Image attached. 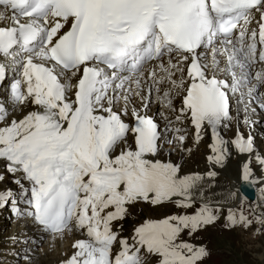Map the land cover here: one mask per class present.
I'll return each instance as SVG.
<instances>
[{"label": "snow or ice", "instance_id": "6c2138e0", "mask_svg": "<svg viewBox=\"0 0 264 264\" xmlns=\"http://www.w3.org/2000/svg\"><path fill=\"white\" fill-rule=\"evenodd\" d=\"M0 8V21H10L0 26V56L22 77L11 83L9 100L16 108L33 106L8 120L0 103V161L44 231L62 236L74 225L87 237L73 243V255L62 264H143L141 249L158 256V264H200L207 249L179 238L217 219L207 204L193 214L145 220L134 228L132 243L112 224L139 202L192 207V190L204 176L180 175V165L155 159L164 144L185 141L174 124L189 120L196 142L207 126L212 154L206 159L223 166L229 141L219 129L232 120L230 93L247 114L264 85V67L256 68L264 63V0H0ZM208 48L210 64L202 51ZM163 83L171 87L158 96L162 107L177 111L173 100L181 98L179 114L164 129L171 139L148 114L151 95ZM141 92L142 107L130 108ZM243 123L251 125L247 115ZM230 143L237 154L255 156L264 171L251 135L237 128ZM250 164H242V182L261 185L264 199V180L254 177ZM9 202L16 204L13 189L0 190V207ZM226 219L228 226L250 224L243 213L239 221L231 212Z\"/></svg>", "mask_w": 264, "mask_h": 264}, {"label": "rangeland", "instance_id": "374dc122", "mask_svg": "<svg viewBox=\"0 0 264 264\" xmlns=\"http://www.w3.org/2000/svg\"><path fill=\"white\" fill-rule=\"evenodd\" d=\"M259 90L261 92H264V85H260ZM175 101L177 102V108L179 109L181 100L179 99ZM150 106L153 107V110L155 112V116H154L155 119H158L157 117L159 114L158 113L159 106L152 105V103L150 104ZM137 108L139 109L141 108V106L138 105ZM252 108L258 109L255 112L251 111L253 119H255L256 117H260L258 111L264 112V109L260 110V108L254 104V102L252 103L249 110H252ZM174 112L176 115L179 114L178 111H174ZM242 113H243V109H238L236 105L234 106V109L230 112V115L232 116V120L227 121L228 127L231 126L226 133L228 134V136L233 134V129H231L233 127V124H236V126L238 125L246 133V137L252 134V130L249 129V125L241 122L242 119H245V116H243L245 113H243V115ZM262 116H263L262 118H264V115ZM239 118L242 119L238 121ZM247 118L249 119V121L253 122V119H250V116ZM261 119L257 120L256 118L255 120H257L258 123L254 126H252L253 123L250 125V127L252 126L253 129L257 131V133H261L262 130L261 126L264 125ZM188 140H189V136L187 134V138L185 139V142H187ZM178 142L179 141L175 142L173 146H170V149L176 153V157H175L176 160L182 162L184 158L182 154L179 153L181 144L180 142L179 143ZM259 142L264 144V139ZM190 143L191 142L189 141L188 144ZM254 146L255 148L259 149V145L256 141H254ZM205 147L207 148V146ZM159 152L161 154H164L161 151ZM236 154H237L236 150L235 152H230V155L226 159L223 166H216L214 164L213 167L216 168L212 169V171L217 172L216 178L209 179L206 176V179L213 181L217 180L218 178L219 179L218 183L208 182L204 184L203 189H200L198 187L194 188L193 190L199 192V194L197 195L196 192L193 194L192 191V196H194L192 197V200H194L195 202L197 200L203 199V201L207 202L208 205L217 206L219 208L222 207L226 208L216 211L217 208L215 207L212 210H213V214L217 217V219L212 224L201 228L200 230L193 233L191 236H189L187 230H185L179 238L181 241L189 242L194 246H204L207 249L209 255L202 262H200V264H264V208H263L264 199H262L261 191H259L261 186H259L260 188L258 189L257 192L256 203H249L242 201L241 204H238L239 197L237 196L235 204H237L238 206L234 204V202L231 200L233 196V192L235 190L234 182L237 181L238 178L241 176L240 173H241L242 164L247 161L245 156L240 157L241 154H237V156ZM233 156L234 158L237 159L234 160ZM262 156H264L263 151H262ZM170 157H173V155L170 154ZM206 158L207 155L205 153V150L203 149L202 144H200L198 149H196V151H194L191 154V157L187 159L188 166L185 164L182 166L181 170L183 172H180V175H186L185 172L189 174L199 173L201 175L203 174L206 175L207 172H205V170L207 171L209 169L207 164H205V161L207 162ZM252 167L254 168L258 176L264 177V171H261V167L253 166V165ZM201 169L203 170L201 171ZM254 176L256 175L254 174ZM258 176L256 177L259 179ZM227 181L232 182V184H227ZM2 187L3 184L1 183L0 190ZM3 189L4 187L2 188V190ZM196 207H198V204H196L195 207L189 208L188 211L187 210L185 211L188 213H184L181 212V210L177 209L174 205L164 203L152 209L150 208L147 210H149L148 212L149 214L151 213V215L157 216L156 218L157 220H159L173 214H179L180 212L181 214L182 213L193 214L197 210ZM229 212H231V214H233L236 217L237 221H239L240 214L243 213V215L247 218V220L250 221L248 227H245L242 223L239 222H237L232 226H228V221L226 217L229 214ZM151 215H148L147 217L153 218L151 217ZM8 218L9 217L7 216L6 212L0 213V264H13L15 257H12L10 260H8V256H10L11 254L10 252L7 251H14V252L17 251L16 254L18 255L19 259L20 257L21 259L23 258L20 252L21 245L19 244L23 242V240L21 239L22 231L19 232L20 237L17 236L19 237L18 239L19 247L17 248V246H14L15 244L11 242L16 232L13 229L14 225L9 224L8 226L7 223ZM17 226L18 229L21 230L18 223ZM71 252L72 250H70V252H67L65 254L59 253L57 263L58 264L62 263L64 259L68 258L71 255ZM23 263L26 264L24 261ZM17 264H22V261L20 260V262H18ZM42 264H47V263L44 260L42 261Z\"/></svg>", "mask_w": 264, "mask_h": 264}, {"label": "bare ground", "instance_id": "6f19581e", "mask_svg": "<svg viewBox=\"0 0 264 264\" xmlns=\"http://www.w3.org/2000/svg\"><path fill=\"white\" fill-rule=\"evenodd\" d=\"M0 26H3L1 23H0ZM10 66H12L11 64H10ZM142 95V96H141ZM140 96H135V95H133L132 97H134V99H133V102L134 101H138V102H141V104H139V103H137V102H132L133 103V106H135L136 108H137V106L138 105H140L141 107H142V103H143V100H142V97L143 96H145L146 94H145V92H142V94H141ZM180 100H181V98H180ZM262 104H264V102L262 103ZM180 106H181V102H180ZM173 107L175 108V109H177V111H178V108H177V102L175 101V100H173ZM16 107H14L12 110H11V113H12V111L13 112H15L17 109H15ZM31 108H33V106L32 105H30V104H28V105H24V106H22L21 107V110H28V109H31ZM138 109V108H137ZM238 109H243V113H245L244 112V108L242 107V108H238ZM165 112H167V111H165ZM167 113H169L170 115H171V117H169V118H166V120H165V122H166V124L168 123V120H174V117L176 116V114H175V112H173V113H170V112H167ZM242 113V114H243ZM250 113V112H249ZM148 114L149 115H152L153 116V113L151 112V111H148ZM262 115H264V114H262ZM22 116H23V114L22 115H20V116H17L16 117V119H20V118H22ZM244 118V117H243ZM248 119V118H247ZM250 119H253L252 118V115H250ZM258 119H261V118H257V120ZM126 120L128 121V122H131V116H129V117H127L126 118ZM249 120V119H248ZM257 120H256V124L258 123L257 122ZM262 121H263V123H264V118H262L261 119ZM187 123H189V125H190V128H191V130H195L194 128H193V126L191 125V123H190V121L189 120H187ZM166 124H165V126H166ZM177 124L178 123H176V124H174V126L176 127L177 126ZM258 127H260V126H258ZM262 127V130H261V133H257V131H255V134H254V136H252V134H251V136L253 137V141H255V139H258V137L262 134H264V125L263 126H261ZM230 128V127H229ZM238 128H240V127H238ZM222 127L219 129V131H220V134H222ZM240 130V132L245 136V133H244V131L242 130V129H239ZM171 134H172V136H173V133L172 132H170ZM203 133H208V134H210L211 135V133H210V130L207 128V126H205V130H204V132ZM235 134V131H234V129H233V134L232 135H229L228 136V134H226L225 136H226V139H227V141H228V138H229V140L230 139H233V135ZM223 138L225 139V137L223 136ZM246 138V137H245ZM225 139V140H226ZM178 141V140H177ZM177 141H175V142H177ZM130 143H131V139H130V141H129ZM179 143V142H178ZM175 144V143H174ZM230 144V143H229ZM169 149H170V147H169ZM262 149H264L263 147H262ZM163 155L164 154H161L160 152H158V154H157V156H156V159H160L161 161H166L165 159H164V157H163ZM243 156H245L246 157V159H247V156L246 155H244V154H241L240 155V157H243ZM172 159V158H171ZM168 161H171L172 163H174L173 162V160H170V158L168 159ZM179 162V161H178ZM179 165V164H178ZM207 166L209 167V169L206 171L205 170V172H208V171H212V169H214V167L212 166V165H210L209 163L207 164ZM206 166V167H207ZM252 171H253V173L256 175V173H255V171H254V169H252ZM0 173H2L3 175H4V177H5V179L2 181L3 182V184H4V189L5 188H11V189H13V198L16 200V204L15 205H13L12 203V205L10 206V213H11V215L17 220V223H18V225H19V227L21 228V231H22V240H23V242L22 243H19L21 246H20V252H21V254H22V260L26 263V264H42V261H46V263L47 264H58L57 263V259H58V254L59 253H65L68 249V247H69V245H70V243H71V240L73 239V237L71 236V234L69 233V232H65L63 235H64V237H62V236H58V238L56 239V240H54V241H52V240H50L51 239V237H49V233L48 232H46V231H44V230H41V228H39V227H36L35 228V226L33 225V224H30V223H28L31 219L30 218H32V216L31 215H29L28 213H29V211H25V210H21V205L22 204H24L25 203V199L24 198H22L20 195H19V192H20V189H19V187L16 185V184H14V183H12V179H13V177L11 176V175H9L5 170H4V165H3V163H1L0 164ZM217 173V172H216ZM19 175V174H18ZM240 175H241V173H240ZM239 175V176H240ZM202 176H204V179L198 184V188H200V189H203V187H204V184H206V183H208V182H214V183H218V178H217V180H209V179H206V175H202ZM257 176V175H256ZM256 176H254V177H256ZM216 178V177H215ZM257 178V177H256ZM260 179V178H259ZM240 180H242L241 179V176L238 178V180L237 181H235L234 182V187H235V190H234V192H233V196H232V201L234 202V204H235V202H236V197L238 196L239 197V200L240 199H242V197L239 195V193H238V190H237V186H238V182L240 181ZM24 184H25V187L27 188V187H29V185L27 184V182L25 181L24 182ZM227 184H232V182H230V181H227ZM255 185V187L257 188L256 190H257V192H258V189L260 188L259 186H261V185H259V184H254ZM222 187V186H221ZM225 190V189H224ZM193 191V194L196 192V195L197 194H199V192L198 191H196V190H192ZM259 191H260V189H259ZM200 196V195H199ZM259 196H260V194H259ZM192 197H194V196H192ZM204 197V196H203ZM219 197V196H218ZM209 199V198H208ZM207 199V200H208ZM210 200V199H209ZM215 200V199H214ZM256 200H257V198H256ZM257 202V201H256ZM235 205H237V204H235ZM25 206H27V204H25ZM263 208H264V206H263ZM28 216V218L29 219H26V217ZM150 218V217H149ZM151 219V218H150ZM81 233H83L82 231H80L78 234H81ZM75 235H77V234H73V236H75ZM83 235H84V233H83ZM84 237L87 239V237L84 235ZM64 238V239H63ZM41 242H44L42 245H40V243ZM28 246V247H26L25 249H23V247L24 246ZM38 256V257H37ZM70 256H72V255H70ZM69 256V257H70ZM68 257V258H69ZM68 258H66V259H64L63 260V262L64 261H66ZM60 264H62V263H60Z\"/></svg>", "mask_w": 264, "mask_h": 264}, {"label": "water", "instance_id": "95a60500", "mask_svg": "<svg viewBox=\"0 0 264 264\" xmlns=\"http://www.w3.org/2000/svg\"><path fill=\"white\" fill-rule=\"evenodd\" d=\"M239 190L249 200L253 201L255 199V190L252 184H247L241 181L239 184Z\"/></svg>", "mask_w": 264, "mask_h": 264}]
</instances>
